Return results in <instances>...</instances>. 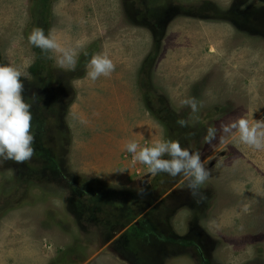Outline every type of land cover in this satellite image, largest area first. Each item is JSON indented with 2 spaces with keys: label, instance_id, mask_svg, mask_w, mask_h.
Masks as SVG:
<instances>
[{
  "label": "rangeland",
  "instance_id": "1",
  "mask_svg": "<svg viewBox=\"0 0 264 264\" xmlns=\"http://www.w3.org/2000/svg\"><path fill=\"white\" fill-rule=\"evenodd\" d=\"M43 2L0 0V65H30L22 96L35 94L32 133L48 156L0 163V264H131L114 238L131 230L139 238L135 221L162 231L161 210L185 237L194 209L221 249L211 264H264V149L219 131L241 117L264 120V0ZM37 27L76 50L75 71L52 52L38 57L27 39ZM98 54L115 70L92 81L87 65ZM188 98L203 105L198 112L181 107ZM161 139L200 154L209 171L202 196L124 150ZM146 249L144 264H199L181 246L159 259Z\"/></svg>",
  "mask_w": 264,
  "mask_h": 264
},
{
  "label": "clouds",
  "instance_id": "2",
  "mask_svg": "<svg viewBox=\"0 0 264 264\" xmlns=\"http://www.w3.org/2000/svg\"><path fill=\"white\" fill-rule=\"evenodd\" d=\"M28 43L41 49L42 53L55 54L57 66L66 71H75L78 53L75 49L65 48L51 34L45 35L42 28H35L28 35ZM12 65H0V163L13 161L24 163L29 161L35 152L32 133V104L36 102L35 94L26 101L22 93L24 85L21 77L28 79L29 73ZM87 77L95 81L100 77H109L115 65L107 55H94L87 65ZM42 106V105H41ZM202 104L195 98L181 101V107H188L193 113L199 111ZM178 125L188 126V121L178 119ZM216 128H208L205 142L211 144L217 139ZM219 131L224 134H238L239 140L255 149H264V120L237 118L222 124ZM124 150L132 155L133 163L147 166V172L155 176L166 174L175 178L182 176L186 187L193 198L202 196L201 186L208 179L209 171L201 161L199 153H192L181 147L175 140H157L151 146H140L134 141L124 145ZM167 157V158H165ZM123 170L120 171V174ZM144 195L143 187L137 190Z\"/></svg>",
  "mask_w": 264,
  "mask_h": 264
},
{
  "label": "flooded vegetation",
  "instance_id": "3",
  "mask_svg": "<svg viewBox=\"0 0 264 264\" xmlns=\"http://www.w3.org/2000/svg\"><path fill=\"white\" fill-rule=\"evenodd\" d=\"M161 34H156V38L159 39L158 36ZM156 39V40H157ZM159 40H157L158 42ZM38 110V109H37ZM54 111V110H53ZM52 111V112H53ZM41 128V126H40ZM42 129V128H41ZM43 130V129H42ZM35 145L37 146L34 153H36L38 156H46L48 157L44 152V149L46 148L44 146V137H41L40 140H35ZM34 147V146H33ZM165 194L163 195V197ZM161 198V197H160ZM163 198H161V201ZM195 201V200H194ZM163 202V201H162ZM161 205L160 203H158ZM161 209V207L159 208ZM121 213L126 212L124 211L123 206H119L116 208ZM160 215H164L163 220L159 218L160 224L164 225L163 230L157 231L155 228L151 226V224H148L145 221H135L131 222V220L126 221L125 223H121V226H126L129 223L137 228L140 231V236L137 239H134L135 237V231L131 230L128 234L121 233L118 235L113 242V247L115 248L116 252L119 256H123L126 259L130 261L131 264H144L145 263V257L150 255V253L147 251L146 248L149 247V249L153 250V252L156 254L157 258L159 259L161 256L166 255L168 249L167 246L170 245H176L181 246L185 248V250L189 253H192V256L199 261V264H211L210 259L212 258V255L214 254L215 249L219 251V256L221 253V249L219 247L216 248V245L212 242L211 238L207 236V232L204 231L203 228L199 226V213L197 209H194L192 211V222L191 224L187 225L188 233H186L185 237L184 235H178L177 233H174L173 229L171 228L169 224V216L165 215L163 211L161 210ZM207 236V237H206ZM140 242V246L142 248V259H139L137 254L140 250L139 246L137 245ZM145 245H147L145 247ZM129 251L132 256L128 257L125 255V252ZM149 253V254H147ZM158 254V255H157ZM161 255V256H160ZM161 264H164V261H161Z\"/></svg>",
  "mask_w": 264,
  "mask_h": 264
},
{
  "label": "trees",
  "instance_id": "4",
  "mask_svg": "<svg viewBox=\"0 0 264 264\" xmlns=\"http://www.w3.org/2000/svg\"><path fill=\"white\" fill-rule=\"evenodd\" d=\"M41 1H44V2H43V6L46 5V3H47L46 1H47V0H41ZM45 2H46V3H45ZM34 49L36 50V53L38 54V57L40 56V58H41L42 56H45V55H46L45 53H42V52H41V49H39V48H37V47H34Z\"/></svg>",
  "mask_w": 264,
  "mask_h": 264
}]
</instances>
